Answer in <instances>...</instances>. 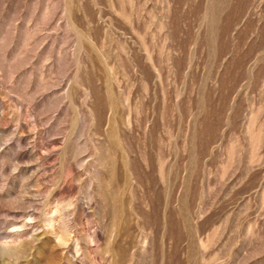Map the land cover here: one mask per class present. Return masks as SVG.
Masks as SVG:
<instances>
[{"label": "rangeland", "instance_id": "374dc122", "mask_svg": "<svg viewBox=\"0 0 264 264\" xmlns=\"http://www.w3.org/2000/svg\"><path fill=\"white\" fill-rule=\"evenodd\" d=\"M0 264H264V0H0Z\"/></svg>", "mask_w": 264, "mask_h": 264}]
</instances>
